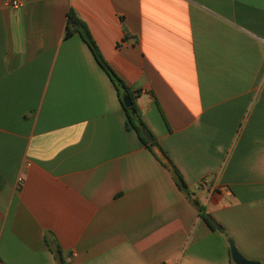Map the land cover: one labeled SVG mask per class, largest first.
Wrapping results in <instances>:
<instances>
[{
  "label": "crops",
  "instance_id": "0c3cea01",
  "mask_svg": "<svg viewBox=\"0 0 264 264\" xmlns=\"http://www.w3.org/2000/svg\"><path fill=\"white\" fill-rule=\"evenodd\" d=\"M22 1L0 0V264H264V0Z\"/></svg>",
  "mask_w": 264,
  "mask_h": 264
},
{
  "label": "trees",
  "instance_id": "16d2710c",
  "mask_svg": "<svg viewBox=\"0 0 264 264\" xmlns=\"http://www.w3.org/2000/svg\"><path fill=\"white\" fill-rule=\"evenodd\" d=\"M79 32L86 44L89 46L91 51L93 52L97 62L99 65L104 69V71L110 76L114 84L116 85L120 95H121V101L123 96L128 95L132 100V105L130 108H126L124 106V109L126 111L127 117H128V127H132L138 134L140 140L148 146V148L151 151H154V149H157L156 156L161 161V163L167 167L170 172L172 173L176 184L178 187L185 192L188 196H190V193L188 191V187L186 183L184 182L180 172L178 169L174 166L166 152L162 149V147L155 141L153 134L148 129L146 124L142 120V116L140 113V110L136 104V96L133 92L130 91V89L124 84V82L118 77V75L114 72V70L109 66V64L105 61L103 56L101 55L91 33L87 25L78 18L76 13L73 10H70L67 15V27H66V33L65 37L68 38L72 36L74 32ZM155 153V151H154ZM194 204L198 207L200 210L202 218L206 221V223L212 228L217 229L218 225H216L211 217L205 213V210L199 206V204L194 201ZM60 252V251H58Z\"/></svg>",
  "mask_w": 264,
  "mask_h": 264
},
{
  "label": "water",
  "instance_id": "95a60500",
  "mask_svg": "<svg viewBox=\"0 0 264 264\" xmlns=\"http://www.w3.org/2000/svg\"><path fill=\"white\" fill-rule=\"evenodd\" d=\"M123 104L126 108H130L132 105V100L128 95L123 96L122 98ZM234 259L239 263V264H256V263H251L245 261L238 253H234Z\"/></svg>",
  "mask_w": 264,
  "mask_h": 264
},
{
  "label": "built area",
  "instance_id": "2783aa9c",
  "mask_svg": "<svg viewBox=\"0 0 264 264\" xmlns=\"http://www.w3.org/2000/svg\"><path fill=\"white\" fill-rule=\"evenodd\" d=\"M9 5L14 9H20L23 7L24 3L22 0H10Z\"/></svg>",
  "mask_w": 264,
  "mask_h": 264
}]
</instances>
